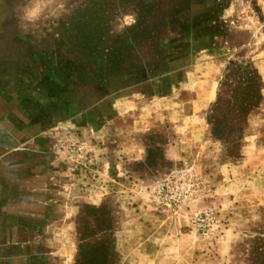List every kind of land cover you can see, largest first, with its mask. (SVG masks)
I'll use <instances>...</instances> for the list:
<instances>
[{
    "label": "rangeland",
    "instance_id": "obj_1",
    "mask_svg": "<svg viewBox=\"0 0 264 264\" xmlns=\"http://www.w3.org/2000/svg\"><path fill=\"white\" fill-rule=\"evenodd\" d=\"M72 20L104 54L121 47L109 57L121 82L82 67ZM233 63L258 70L262 100L218 139L210 117ZM0 129L42 139L52 159L46 176L23 142L13 155L23 182L4 202L16 223L0 264H264V0H0ZM132 141L143 159H128ZM78 183L110 190L73 221L58 209L35 239L40 188Z\"/></svg>",
    "mask_w": 264,
    "mask_h": 264
},
{
    "label": "crops",
    "instance_id": "obj_2",
    "mask_svg": "<svg viewBox=\"0 0 264 264\" xmlns=\"http://www.w3.org/2000/svg\"><path fill=\"white\" fill-rule=\"evenodd\" d=\"M14 136L13 134H9L6 131H2L0 129V235H5L6 232L11 228L12 224H15V220L13 219V214H10L9 211L5 212V200L11 199L13 197H17L18 193L21 192V182L22 179L17 178V172L15 168H11V160L13 155L19 151L21 147L19 144L24 143L23 150H21L22 154H28L31 158L36 160H40L42 164H38L40 168L44 167L46 171V176H49V171L51 170L49 164L51 162V157L48 156L47 153L39 151L38 148L40 143H43L42 139H36L35 142L32 141H21L23 140V136ZM124 152L127 154L129 160H140L143 159L144 156V148L139 143L132 141L124 144ZM140 152V153H139ZM172 157V156H171ZM170 157V158H171ZM44 165V166H42ZM120 163L116 164V168H119ZM30 167H26L22 170L23 175L26 176L29 174ZM107 164L104 165L102 174H106ZM55 194H51L50 192L46 193L45 190L40 188L39 194L37 196L36 204L34 207V212L31 216V221L29 225L33 226L36 230L35 239L45 240L48 238L49 230L48 227L51 223H53V219L59 218V213L54 215L55 211L60 208L67 209L68 219L73 221V217L78 213L80 205L82 202H89L92 204H98L102 201L103 197L107 195V192L110 190V186L106 183L102 185H97L96 188L92 189L91 194L88 196H84L83 192L80 188V183L72 184V186H64L58 187L56 186ZM71 191V195L68 196V192ZM67 195H64L66 194ZM58 194V195H56ZM63 194V195H62ZM61 196H64L63 198ZM69 213V214H68ZM72 219V220H71ZM60 220H64L61 218ZM58 224L54 222L52 226ZM64 227V226H62ZM69 237H71V234ZM69 239V238H68ZM31 241V239H29ZM24 240H14L13 244L17 243H27L23 242ZM26 241V240H25ZM29 241V242H30ZM28 242V243H29ZM20 264H24L28 260V256L25 257L18 256L16 257Z\"/></svg>",
    "mask_w": 264,
    "mask_h": 264
},
{
    "label": "trees",
    "instance_id": "obj_3",
    "mask_svg": "<svg viewBox=\"0 0 264 264\" xmlns=\"http://www.w3.org/2000/svg\"><path fill=\"white\" fill-rule=\"evenodd\" d=\"M79 21L72 22L64 28V35H68L69 42H77L79 49V60L82 61L84 69L94 72L106 78L108 83L121 82L122 78L115 75L120 71L119 65L109 60L111 55L116 54L121 47H115L110 55L104 54V50L97 47L99 32L80 30ZM136 25L134 28H138ZM77 48L75 52H77ZM232 68L221 83L218 101L214 106V111L210 117L213 125V134L218 139H223L236 133L247 121V116L258 107L262 100V78L256 68L252 65H236ZM238 72L243 76H237ZM141 74H143L141 76ZM138 81L148 77L146 72L137 74ZM234 93L226 97L230 92ZM227 109V113H218L221 109ZM83 255V251H82Z\"/></svg>",
    "mask_w": 264,
    "mask_h": 264
}]
</instances>
